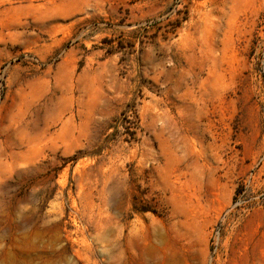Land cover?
<instances>
[{
	"label": "rangeland",
	"instance_id": "374dc122",
	"mask_svg": "<svg viewBox=\"0 0 264 264\" xmlns=\"http://www.w3.org/2000/svg\"><path fill=\"white\" fill-rule=\"evenodd\" d=\"M0 264H264V0H0Z\"/></svg>",
	"mask_w": 264,
	"mask_h": 264
}]
</instances>
